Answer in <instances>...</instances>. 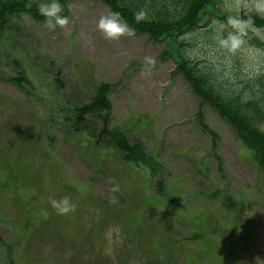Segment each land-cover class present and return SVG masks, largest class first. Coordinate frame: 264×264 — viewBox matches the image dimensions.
I'll return each instance as SVG.
<instances>
[{
	"label": "rangeland",
	"instance_id": "374dc122",
	"mask_svg": "<svg viewBox=\"0 0 264 264\" xmlns=\"http://www.w3.org/2000/svg\"><path fill=\"white\" fill-rule=\"evenodd\" d=\"M236 2L218 8L233 15L227 6ZM68 9L64 28L21 15L11 21L16 32L0 37V264L7 247L16 264H264V173L200 106L172 56L160 58L167 43L133 32L105 40L95 21L107 6L77 0ZM213 20L182 37L181 52L224 90L257 97L264 30L227 52L218 39L229 29ZM146 56L156 60L150 72ZM17 77L27 81L21 88L7 82ZM103 83L110 129L163 165L166 197H155L142 169L95 145L96 117L75 123V107ZM199 113L218 136L215 154ZM255 123L264 132V120ZM64 195L76 208L60 215L49 197ZM110 225L119 233L108 239Z\"/></svg>",
	"mask_w": 264,
	"mask_h": 264
},
{
	"label": "trees",
	"instance_id": "16d2710c",
	"mask_svg": "<svg viewBox=\"0 0 264 264\" xmlns=\"http://www.w3.org/2000/svg\"><path fill=\"white\" fill-rule=\"evenodd\" d=\"M77 0H60L64 6L63 15L70 16L68 4ZM101 3L109 11H119L128 22L132 32L145 35L149 40L166 42L167 47L160 58L172 56L175 61V72L179 73L192 93L199 99L200 106L209 107L220 119L228 124L236 139L251 153L258 173H264V132L258 129L256 121L264 120V84L257 80L260 91L257 97H248L239 93L224 90L211 75L203 72L196 62L186 58L181 52L184 46L180 39L200 27L205 17H214L224 22L229 14L220 11L219 0H87ZM40 2L30 0H0V37L6 33L16 32L11 24L13 19L28 15L34 22L44 24L37 6ZM143 13L139 20L134 14ZM251 17L252 25L264 30V16L256 13H240L241 19ZM225 29H228L225 27ZM8 83L18 88L27 82L24 77L11 78ZM261 82V83H260ZM111 85L103 83L95 86L94 95L89 103L76 106L75 123L80 125L87 118L96 117L100 122L95 145L103 142L105 147L119 153L122 161L146 172L156 198L166 197V177L163 165L144 151L140 143H130L126 136L117 130L110 129L109 115L112 104L108 100ZM198 126L209 135L212 141V153L217 150V134L198 114ZM67 121V120H66ZM78 129H75V131ZM217 158V156H215ZM218 159V158H217ZM221 164H219V170ZM172 201V200H171ZM41 215V214H40ZM41 219V216L39 217ZM7 264H16L10 248L5 254Z\"/></svg>",
	"mask_w": 264,
	"mask_h": 264
},
{
	"label": "clouds",
	"instance_id": "9594fccd",
	"mask_svg": "<svg viewBox=\"0 0 264 264\" xmlns=\"http://www.w3.org/2000/svg\"><path fill=\"white\" fill-rule=\"evenodd\" d=\"M244 10L245 14L255 12L259 15H264V0H237L231 6H227L229 13L224 22L213 20V24H219L221 29L227 27L229 30L218 39L219 46L227 52H232L238 47L243 46L245 36L248 32L258 33L259 30L252 25L251 17L248 19H241L240 12ZM37 10L43 23L49 30L57 28H64L69 23L70 17L63 15L64 6L60 0H42L38 4ZM137 20L143 17V13L134 14ZM95 30L102 34L105 40L115 41L119 40L122 36L131 35L132 30L128 22L124 19L119 11H108L100 14L95 21ZM156 65V60L153 57L146 56L143 61V69L150 72ZM49 205L60 215H66L75 211L76 205L72 203L67 195L56 199L52 196L49 197ZM113 233H119V227L110 225L106 231V238L110 239Z\"/></svg>",
	"mask_w": 264,
	"mask_h": 264
}]
</instances>
